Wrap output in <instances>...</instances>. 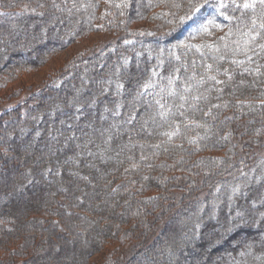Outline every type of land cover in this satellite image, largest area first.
Instances as JSON below:
<instances>
[{
    "label": "trees",
    "instance_id": "obj_1",
    "mask_svg": "<svg viewBox=\"0 0 264 264\" xmlns=\"http://www.w3.org/2000/svg\"><path fill=\"white\" fill-rule=\"evenodd\" d=\"M245 2L0 0V105L18 101L0 106V264H88L117 241L132 244L120 264H264V7ZM94 33L110 42L33 87ZM193 73L225 81L197 86L199 110L169 95Z\"/></svg>",
    "mask_w": 264,
    "mask_h": 264
},
{
    "label": "rangeland",
    "instance_id": "obj_2",
    "mask_svg": "<svg viewBox=\"0 0 264 264\" xmlns=\"http://www.w3.org/2000/svg\"><path fill=\"white\" fill-rule=\"evenodd\" d=\"M133 27L135 29H147L148 26L147 24L144 23H137L135 25H133ZM110 36L108 34H104V33H94L91 34L89 36H85L83 39L79 40L74 46H72L71 48H69L68 50H66L65 52H62L60 54H58L57 56L53 57V59L50 60L49 63H47L43 68L38 69L36 72L30 74L31 76V82L33 84V87L35 86V89H38L40 87H42L43 84H46V80H50L51 82L54 80V73L56 72V69H58V67H60L61 65H63L64 61H66L67 59H70L71 57H73L75 54H79L81 52H83L84 50L88 49H92L94 47H99V46H103L106 45L107 43L110 42ZM148 53V52H145ZM0 54H2V52H0ZM40 86V87H39ZM80 87H77V90H79ZM34 92L37 90H33ZM26 97H28L27 95H24V97H20V102L21 99H25ZM18 101L10 103V104H5L3 106H1L2 109L5 110V108L9 109L7 106L11 105L14 107V105H17ZM14 104V105H12ZM51 106V104H49ZM12 108V107H11ZM1 110V109H0ZM1 112V111H0ZM22 138V135H19V139ZM20 141V140H19ZM34 143V139H31V141L29 142V145L23 146V151L24 152H28L29 148L33 145ZM21 145V144H20ZM262 149L261 151L258 153V155L256 154V151H253L252 155H257V159L260 158H264V137H263V143L260 146ZM243 148V147H242ZM5 173H4V169L2 164H0V180L1 181H5ZM13 184H17V182H15V179L13 178ZM2 186V185H1ZM4 189V188H3ZM3 189H0V193H3L5 195V193H7V191H9L10 189H6V191H4ZM229 191H233L236 192L235 190H229ZM12 194V193H11ZM11 196V195H10ZM9 196V197H10ZM2 198H0L1 200ZM13 200H15L14 198H12ZM2 206L1 202H0V207ZM178 221V225H179V229L182 231V233L185 235L188 233L187 228H186V221L185 219H179ZM177 223L171 225L173 227V229H175V227ZM193 224V223H192ZM172 229V228H171ZM192 233V231L190 232ZM193 234V233H192ZM183 236V235H182ZM183 237H180V240ZM264 239V238H263ZM262 239V240H263ZM178 240L174 239V245L177 246V244H175ZM119 241L114 242L112 244L117 245V249L112 250L111 251H106L103 253H100L96 256H93L88 264H105V262L107 261V258H109V253H112L113 255V261L114 264H120L121 260L123 259V261H125V259L130 258L131 254H132V244H129L128 246L122 245V244H118ZM113 246V245H112ZM112 261V262H113ZM124 263V262H123Z\"/></svg>",
    "mask_w": 264,
    "mask_h": 264
},
{
    "label": "snow or ice",
    "instance_id": "obj_3",
    "mask_svg": "<svg viewBox=\"0 0 264 264\" xmlns=\"http://www.w3.org/2000/svg\"><path fill=\"white\" fill-rule=\"evenodd\" d=\"M259 4L261 5L262 7H264V0H250V2H245L243 3L242 7L244 9H255L256 8V5ZM55 6V5H54ZM221 7H225V5L222 3L220 5ZM241 5H237V7H240ZM192 7L196 10V11H199L200 8L198 5L196 4H193ZM259 21V23H258ZM252 28L255 29L258 25V27L260 29H264V11L261 12V15L259 17H257V19H254L252 20ZM257 36H260V32H256L255 33V36L252 37V40H255ZM261 47H264V45H261ZM220 59H223V57H220ZM251 59V58H249ZM232 63L233 64H239V63H242L241 61H237V60H232ZM212 68V65L211 64H208L206 66V69H211ZM177 72H179L180 70L179 69H176ZM258 71V69H257ZM155 75V73H153ZM225 75H227V73H225ZM175 79H178V77H171L169 78V84H172L174 82ZM227 79L230 81L232 79V77L229 75L227 76ZM209 80L211 81H214L215 84H223L225 83V81H221V80H218L217 77L215 75H211V76H208L207 79H205L204 76H200L198 79H197V75L195 73H193L191 76L187 77L186 78V81H185V87L183 88V93L184 94H179L175 91H170L169 92V95L170 96H173V95H179V99L181 101H183L184 103H187L189 101H192V103L189 104V107L193 108V109H198V102L202 101V100H206L207 97L204 96L202 93H199V90H198V87L197 86H202L204 84H206ZM191 81H195L196 84L193 85L191 83ZM120 87L122 88L123 85H120ZM145 91L151 87V83H145L143 86H142ZM194 87L196 88V94H192L191 96H188L186 95L187 93H193V90H194ZM211 89H206V91H210ZM218 91H222V89H217ZM142 94V93H141ZM184 103H181L180 104V107L183 108L184 107ZM156 104L159 105L160 109H165V105L164 104H161L159 100L156 101ZM213 107H219V105H213ZM171 109H166L164 111H159L157 113L158 116L161 117L162 120H165L167 121V117L170 113ZM203 114L205 116L209 115L208 112H203ZM181 115H184L183 113H181ZM152 119L155 121L156 117L153 116ZM200 127H203V125H199ZM185 127H187V125H185ZM170 129L169 131H165L163 133H161V135L163 136H166L168 138V140H172V138L174 136H177L179 135L180 133V125L177 124L175 121L172 122V124L170 125ZM189 143H196V140H190Z\"/></svg>",
    "mask_w": 264,
    "mask_h": 264
}]
</instances>
